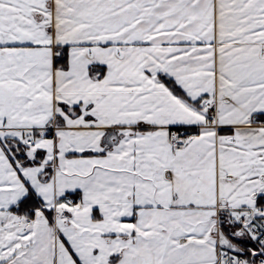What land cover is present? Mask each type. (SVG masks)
Here are the masks:
<instances>
[{"label":"snow or ice","instance_id":"6c2138e0","mask_svg":"<svg viewBox=\"0 0 264 264\" xmlns=\"http://www.w3.org/2000/svg\"><path fill=\"white\" fill-rule=\"evenodd\" d=\"M0 264H264V0H0Z\"/></svg>","mask_w":264,"mask_h":264}]
</instances>
